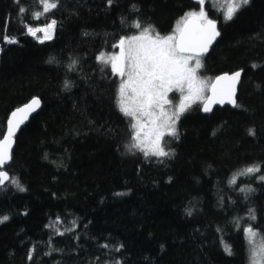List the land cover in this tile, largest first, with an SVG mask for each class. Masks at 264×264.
I'll list each match as a JSON object with an SVG mask.
<instances>
[{
	"label": "trees",
	"instance_id": "obj_1",
	"mask_svg": "<svg viewBox=\"0 0 264 264\" xmlns=\"http://www.w3.org/2000/svg\"><path fill=\"white\" fill-rule=\"evenodd\" d=\"M198 9L195 0H59L36 19L40 0H0V139L14 110L40 100L3 168L25 190L0 186V217H9L0 264H250L243 229L264 237V0L228 22L222 0L205 1L220 35L198 75L213 82L239 71L238 106L205 113L194 104L162 162L130 150L120 78L97 61L138 35L136 23L167 36ZM51 19V40L27 34ZM250 166L260 171L238 175Z\"/></svg>",
	"mask_w": 264,
	"mask_h": 264
},
{
	"label": "snow or ice",
	"instance_id": "obj_2",
	"mask_svg": "<svg viewBox=\"0 0 264 264\" xmlns=\"http://www.w3.org/2000/svg\"><path fill=\"white\" fill-rule=\"evenodd\" d=\"M107 2L111 5L112 0ZM198 2L201 5L200 11L186 14L172 34L161 36L151 26L142 27L136 23L134 27L140 29L139 34L121 37L114 45L119 49L117 53H101L97 56L99 63L110 66L112 74L120 78L116 106L129 120L132 130L130 150L142 152L145 158L154 156L162 162V158L172 155L170 151L165 150L168 143L166 138L178 139V121L197 102L202 103L204 112H210L211 105L217 103L228 102L234 107L238 106L234 97L236 83L241 75L239 71L219 76L214 82L203 80L197 75L202 67V57L220 35L216 21L210 19L204 9L205 0ZM248 4L249 0H225V22L231 21L236 13ZM40 6L42 12L35 15L36 19L56 9L59 0H40ZM20 11L25 10L21 8ZM56 26L55 19H51L40 27L28 26L27 34L36 37L37 33H42V38L38 39L43 43L53 38ZM6 42L16 41L6 37ZM75 65L76 61H73L69 69L72 70ZM69 87L70 84L66 81L65 88ZM173 92L180 94L178 104H174L169 96ZM208 92H211V95H207ZM39 107L40 100L34 97L23 107L13 111L8 119L7 132L0 139V186L10 180L3 168L11 160L16 132ZM249 134L254 133L250 130ZM259 171V166H250L238 175H251ZM259 179L264 181V176ZM235 182L234 176L230 183ZM10 183L21 192L25 190L15 178H11ZM241 191L250 192L252 189L242 188ZM188 214L191 215V212ZM250 214L251 218L255 219L252 210ZM8 219V216L0 217V223ZM59 222L57 219L56 223ZM243 231L250 245V264H264V237L257 242L256 237L259 234L254 229L246 227ZM224 251L228 255L232 254L231 247L227 244L224 245Z\"/></svg>",
	"mask_w": 264,
	"mask_h": 264
},
{
	"label": "water",
	"instance_id": "obj_3",
	"mask_svg": "<svg viewBox=\"0 0 264 264\" xmlns=\"http://www.w3.org/2000/svg\"><path fill=\"white\" fill-rule=\"evenodd\" d=\"M217 23V22H216ZM217 29H218V24H217ZM219 31V30H218ZM218 39V37L213 41V43H212V45L209 47V49H208V51H207V53L209 52V50L212 48V46L215 44V42H216V40ZM207 53H205L204 55H206ZM241 74V73H240ZM225 75V74H224ZM227 75H231V74H227ZM220 76H223V75H220ZM219 77V76H218ZM240 77H241V75H240ZM240 77H239V80H238V82L236 83V91H235V100H236V94H237V89H238V86H239V83H240ZM216 79V78H215ZM215 81V80H214ZM213 81V82H214ZM207 95H211V92H208V94ZM30 102V101H29ZM28 102V103H29ZM27 104V103H26ZM24 106V105H23ZM22 106V107H23ZM223 107H234L232 104H230V103H228V102H225V103H223V104H219V103H217V104H212L211 105V108H212V110L213 109H215V108H223ZM39 109H40V107L36 110V112H33V113H31L30 115H29V118H28V120L23 124V125H21V127H20V129H18L17 130V132H16V135H15V137L18 135V133L20 132V130L23 128V126L30 120V118H32L34 115H36L37 113H38V111H39ZM211 110V111H212ZM15 111V110H14ZM210 111V112H211ZM204 112V111H203ZM205 113H209V112H205ZM10 116H11V114H10ZM10 116H9V118H10ZM8 118V119H9ZM7 122H8V120H7ZM6 132H7V123H6ZM6 134V133H5ZM15 137H14V139H15ZM13 148H14V142H13V145H12V149H11V153H12V151H13ZM8 164V163H7ZM7 182V181H6ZM5 182V183H6Z\"/></svg>",
	"mask_w": 264,
	"mask_h": 264
},
{
	"label": "rangeland",
	"instance_id": "obj_4",
	"mask_svg": "<svg viewBox=\"0 0 264 264\" xmlns=\"http://www.w3.org/2000/svg\"><path fill=\"white\" fill-rule=\"evenodd\" d=\"M196 2H198V0H195ZM206 1V0H205ZM210 1V0H209ZM211 1H221V0H211ZM199 3V2H198ZM222 5H224V0H222ZM200 7H201V5H200ZM200 11V9H198V10H192V11H189V12H187L186 14H188V13H191V12H199ZM186 14L184 15V16H182L181 18H180V20L176 23V25H175V27H174V30L176 29V27H177V25L183 20V18H185V16H186ZM5 42H6V40H5ZM6 43H8V42H6ZM1 46V45H0ZM119 51V49L117 48V50H116V53ZM111 54H113V53H108L107 55H111ZM110 67V66H109ZM111 68V67H110ZM197 75H198V72H197ZM199 76V75H198ZM200 77V76H199ZM201 79H203V80H205L204 78H202V77H200ZM207 81V80H206ZM208 94V93H207ZM169 96H170V98L172 99V101H173V103L174 104H178L179 103V101H180V94L178 93V92H173V93H170L169 94ZM197 103H200V102H197ZM245 237H246V235H245ZM259 236H257L256 237V240H257V242L259 241ZM247 240V239H246Z\"/></svg>",
	"mask_w": 264,
	"mask_h": 264
},
{
	"label": "bare ground",
	"instance_id": "obj_5",
	"mask_svg": "<svg viewBox=\"0 0 264 264\" xmlns=\"http://www.w3.org/2000/svg\"><path fill=\"white\" fill-rule=\"evenodd\" d=\"M113 53H116V51H115V52H113Z\"/></svg>",
	"mask_w": 264,
	"mask_h": 264
}]
</instances>
